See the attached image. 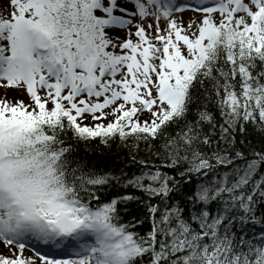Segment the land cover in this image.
Listing matches in <instances>:
<instances>
[{
  "label": "snow or ice",
  "instance_id": "snow-or-ice-1",
  "mask_svg": "<svg viewBox=\"0 0 264 264\" xmlns=\"http://www.w3.org/2000/svg\"><path fill=\"white\" fill-rule=\"evenodd\" d=\"M0 0V264H264V0Z\"/></svg>",
  "mask_w": 264,
  "mask_h": 264
},
{
  "label": "rangeland",
  "instance_id": "rangeland-1",
  "mask_svg": "<svg viewBox=\"0 0 264 264\" xmlns=\"http://www.w3.org/2000/svg\"><path fill=\"white\" fill-rule=\"evenodd\" d=\"M6 3H7V0H5V5L4 6H6ZM2 248H3V246L0 245V250H2Z\"/></svg>",
  "mask_w": 264,
  "mask_h": 264
}]
</instances>
